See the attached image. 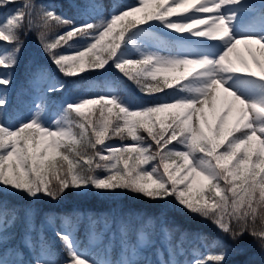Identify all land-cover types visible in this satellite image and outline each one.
<instances>
[{
    "label": "snow or ice",
    "instance_id": "1",
    "mask_svg": "<svg viewBox=\"0 0 264 264\" xmlns=\"http://www.w3.org/2000/svg\"><path fill=\"white\" fill-rule=\"evenodd\" d=\"M237 2L238 0H219V2L202 0L198 6H194L192 13L211 14L220 9L222 4ZM14 3L16 0H0V7ZM186 3L187 0H170V4L167 0H139V7L125 6L127 10L114 13L109 20L81 25H76L74 21L56 13L54 9L44 10L42 19L46 25L49 18L58 25H71L67 32L60 34L51 43L46 41V32L40 34L46 52L57 49L58 45L72 49L71 54L50 52L53 62L66 75L82 72L86 65L91 70L102 69L111 61L118 70L141 85L142 78L151 77L155 80L160 73H177L181 68L184 71L179 76H173L172 79H183L190 70L189 66H195L199 71L194 74L189 84L180 89L198 95L192 99L175 98V102L172 103H158L138 110L130 109L120 103L116 96H100L66 104L63 111L69 118L73 110L83 115L81 110L86 105L99 103L102 109L114 105L118 109L116 118L123 123L113 125V132L120 134L126 129L133 137L135 142L132 145L108 147L104 145V137L109 122L106 120L100 130L95 131L97 125L89 121L97 137L95 143L91 141L89 143L93 148L96 144L104 145L94 153L104 161L103 164L97 162L96 168H103L110 173L104 178L96 175L94 169H86L80 164L79 159L75 158L81 153L76 151L77 141L74 137L79 136L83 139L85 131L83 123H79L81 129L79 133H73L71 123L66 120H53L51 125H45L41 120L40 102H37V111L30 120L21 122L18 127L10 128L3 123L7 97L0 96V186L23 192L31 198L46 195L57 199L67 188L73 186L84 190L88 187L106 191L129 190L157 201H167L171 197L179 205L186 206L193 214L210 219L233 241L239 240L248 233L258 238L261 247L264 248V229L256 230V210L252 207L253 201L257 205H264V103L242 99L234 91L226 88L218 76L220 72L244 73L254 77L264 73V60L259 59L251 49L249 51L259 71H253L247 61H242L243 67H237L229 58V54L242 42L259 44L260 55L264 56V39L254 36L234 38L230 46L217 58H170L162 57L157 53H144L141 55L142 59L132 60L126 59L121 54V41H125V32L129 28H137V25L152 20L165 22L167 28L180 32L191 29L192 25H205L206 31L195 30L192 34L210 39H224L230 35L229 19L223 13L209 15L206 20L196 19V15H193L190 19H184L189 23L173 22L168 19L174 14L188 12ZM35 8L31 0H24L22 6L15 8L0 20V41L15 45L11 50L5 47L3 53H0V65L6 70L13 69L17 64L22 46L19 33L24 28L25 21L31 28ZM138 12L144 13L143 18L134 15ZM130 17L131 19H128ZM106 37L109 38V42L102 45ZM79 38H84L87 42L76 45L74 41ZM98 45L101 46L100 54H96ZM89 53L93 55L89 56ZM260 79L264 80V77ZM11 82L10 72L0 76V85L8 86ZM193 83L197 87L192 88ZM164 84H169L167 77L164 79ZM221 87L233 99L222 110L217 111V93ZM61 88L62 85L49 88L48 92L59 91ZM176 89H173V92ZM162 90L159 84L141 87V91L147 95ZM208 105L212 110L211 118L205 112V106ZM108 112H112L111 107H108ZM166 112L169 120L167 128L161 123L160 130L154 133L153 126L160 119L159 114ZM141 128L157 145V150L150 154L146 153L153 145L144 136L138 135V129ZM169 128L170 134L166 136L165 132ZM170 142L175 143L171 148L165 147ZM138 145H146V147H138ZM176 145L184 150H177ZM62 148L65 150L63 154L60 152ZM161 148L163 151L158 150ZM103 152H108L110 155L104 156ZM72 153H75V157L69 159V154ZM133 153L136 155L134 156ZM57 155H62V160L68 162L67 169L63 178L57 177L58 185L49 187L46 176L49 173L55 174L58 167L55 161ZM157 158L159 163L153 164L151 171L140 167ZM177 161L182 162L178 164ZM85 162L90 165L92 157L88 156ZM121 162L123 168L119 167ZM77 165L79 167H76ZM59 167L63 168V164ZM153 174L157 179H152ZM197 179L202 182L198 195L193 196V184ZM149 180L151 184L146 182ZM221 181L230 186L222 189ZM205 190L213 193L209 196L211 203L204 200ZM222 191L230 192L231 197L221 195ZM241 204H247L251 209V218H248L247 213L239 215L236 213L235 207ZM10 223L6 214L0 216V234L7 232ZM57 236L64 243L69 255L66 264H85L72 238L61 232H57ZM7 239L6 235H0V243H6ZM226 257L227 251L222 250L218 254L198 259L193 264H225ZM0 264H10V261L7 258L0 259ZM35 264H51V262L38 258ZM123 264H134V261L125 260ZM160 264H169V262L161 260ZM170 264H176V261L172 260Z\"/></svg>",
    "mask_w": 264,
    "mask_h": 264
},
{
    "label": "trees",
    "instance_id": "2",
    "mask_svg": "<svg viewBox=\"0 0 264 264\" xmlns=\"http://www.w3.org/2000/svg\"><path fill=\"white\" fill-rule=\"evenodd\" d=\"M95 1L99 8L90 14L88 22L100 23L109 20L106 17L110 14L112 7L114 13H118L124 10L126 1L139 0ZM31 2L36 6L32 15V26L30 28L25 21L24 28L19 33L22 46L17 64L8 71L11 73L12 82L8 86L0 85L1 96L6 95L7 97L3 123L10 128H15L21 122H27L33 116L30 114L31 110L34 108L35 112L37 111V102H40L41 105V120L43 121L50 114L78 120L79 123L85 125L83 139L79 136L74 137L77 141L76 151L81 155L75 157V153H72L69 154V159L75 157L86 169H94L95 174L102 173L106 170L96 168V163L103 164L104 161H101L94 153L96 149H101L104 145L96 144V147L93 148L89 143V141L95 143L97 139L89 121L97 125L95 131H99L106 120L109 122L104 142L119 143L118 147H122L123 142L135 141L126 129L120 134L113 132V125L123 123L116 118L118 109L115 106L114 110L109 113L106 107L102 109L101 105L97 103L91 110L82 111L83 115L73 110L70 118L67 117L63 111L66 105L65 94L86 96L92 90L101 88L104 80L110 79L114 86V96L119 98V102L131 105H152L161 101L163 96L168 97L171 93H175V91L173 92L174 88L165 85L160 78L153 80L151 77L142 78V84L138 85L118 70L111 61L102 69L91 70L86 65L84 71L75 75H66L53 62L50 52L71 54L72 49L58 45L57 49L46 52L42 46L40 34L46 32V41L51 43L60 34L67 32L71 25H58L51 18L46 25L42 19V13L44 10L54 9L56 13L74 21L76 25H81L87 23L84 22V19L89 11L85 9V6L91 0H31ZM23 3L24 0H16L14 4L0 7V20H3L15 8L22 6ZM250 8L257 10L264 19V0L250 5ZM143 16L142 12V18ZM135 34L145 35L156 40L159 45L156 49L160 56L173 57L177 55L178 45L173 36L142 24L137 25V28H129L125 32V41H121V48L127 49L130 39ZM86 42L84 38L74 41L76 45H83ZM108 42L109 38L106 37L102 41V45ZM3 47L11 50L15 45L0 41V49ZM100 47L98 45L96 54H100ZM91 55L93 54L89 53V56ZM40 74H43L45 78L37 81ZM48 76H53V79L60 83L59 86L62 85L59 91L48 92L49 88H56L47 84L46 77ZM157 84L163 89L159 93L147 95L141 91V87ZM79 123L73 125V133L81 131ZM161 123L167 128L169 124L167 116L155 122L154 133L160 130ZM170 131L169 128L165 135H169ZM138 135L144 136L153 145L146 154L157 150L155 141L151 140L144 129H138ZM170 143L174 144L175 142ZM138 147H146V145H138ZM158 150L163 151L162 148ZM64 151L62 148L61 154ZM102 154L110 155L108 152ZM133 155L135 156L136 153ZM88 156L92 157L90 165L85 162ZM55 161L58 166L55 174L49 173L46 176L49 187L58 185L57 177L63 178L67 169L68 162L62 160V155H57ZM158 163L159 159L157 158V160H150L140 167H150ZM60 164H63V168L59 167ZM121 165H123L122 162L119 166ZM221 183L222 189L230 186L224 181ZM205 191L208 196L213 194ZM221 195L231 197L230 192L222 191ZM207 202L211 203V200ZM252 207L256 210L255 228L260 231L264 229V205H257L253 201ZM234 210L238 215L247 213L248 218L252 216L251 209L247 204L238 205ZM5 214L11 223L7 232L0 234L8 237L6 243H0V255L7 253L11 257L17 252L19 254L17 264H35L41 242L47 245L48 254L53 264H66L69 255L64 243L57 236V232L62 233L65 224L72 226L74 223H76L74 230L76 239L81 248L88 246L86 237L91 230L97 233L104 223H108L104 240L91 249L96 261L104 262L109 255L110 263L114 264L119 258L121 247L129 256L130 247L135 246V254L128 258V260L134 261V264H149V262L150 264H160L161 260L169 262V264L172 260H175L176 264H193L198 259L218 254L222 250L227 251L225 264H264V248L261 247L258 238L245 233L239 240L233 241L230 236L221 232L210 219L193 214L187 210L186 206L179 205L171 197L167 201H157L129 190L106 191L97 190L95 187H88L84 190L73 186L67 188L57 199L46 195L31 198L23 192L0 186V216ZM110 231L113 232L111 237H109Z\"/></svg>",
    "mask_w": 264,
    "mask_h": 264
},
{
    "label": "rangeland",
    "instance_id": "3",
    "mask_svg": "<svg viewBox=\"0 0 264 264\" xmlns=\"http://www.w3.org/2000/svg\"><path fill=\"white\" fill-rule=\"evenodd\" d=\"M193 1V0H187V3L185 7L189 9L188 12L180 13L179 15L174 14L172 17H169L168 19L173 21V22H181V23H189V21H186L184 19H190L193 15H196V19H207L209 15H215L219 13H223L228 19H229V27H230V35L224 39H210L208 37H200L192 34L195 30L199 31H206V26L197 24L198 26L191 28V29H186L183 32L176 31V30H171L165 26V22L159 21V20H152L148 21L146 25H150L152 27H156L170 35H172L175 39V41L178 43V55L173 56L170 58H183V57H188L189 59H195L197 57H211V58H217L219 57L228 46H230L231 42L233 41L234 38H241L245 36H254L260 39H264V19L260 17V15L257 13V11H253L248 8L249 4L252 3H257L260 2V0H238L237 3H232V4H222L220 9L215 10V13H192L194 10V6H198L199 3L202 2V0ZM219 2V0H218ZM167 3L170 4V0H167ZM126 6H136L139 7V1H126L125 2ZM90 14L93 13L96 9L97 6L94 5L92 2L91 5H88L86 7ZM127 10V8L125 9ZM114 9L110 12V14H113ZM108 15L107 18H110L111 15ZM137 18H142V12H138L134 14ZM182 16V17H181ZM90 20L89 16H86L84 22H88ZM92 42V41H91ZM158 44L157 42L145 35H139L136 34L134 35L129 44L127 49L121 48V54L126 58V59H132V60H140L142 59V54L144 53H158L157 48ZM5 48L0 49V53H3ZM249 49L252 50V52H255L257 57L261 60H264V56L260 55V45L259 44H245V43H240L237 45L236 49L229 54V58L234 62V64L237 67H243L244 64L242 61H247V63L252 67L253 71H259L257 69L256 64L254 63L252 59V55L249 51ZM190 70L188 74L183 78V79H172L173 76H179L180 73L184 71L183 68L180 69L179 72L177 73H160L157 75V78H160L163 82L165 77L168 78L169 80V86H173L175 90V93H171L170 96L162 97V100L158 103H172L175 102V98H196L198 95L197 93L194 92H189L186 89L181 90L184 85L189 84L190 81H192L193 76L196 72L199 71V69L195 66H189ZM9 70L4 69L2 65H0V76L7 75ZM219 78L222 79L224 86L228 88L231 91H234L238 96H240L242 99H245L248 102H261L264 103V98H255L258 96L259 93H262L264 95V80L260 79L264 77V73H261L260 76L254 77L250 74H244V73H223L220 72L218 73ZM44 76H40V80L43 79ZM48 85H53L57 86L59 83L55 82L51 76L47 77ZM200 83H203V81H200ZM192 88L197 87L196 84H191ZM1 96V94H0ZM100 96H114V87L111 84L109 79L104 80L103 86L99 89L92 90L88 95L84 96H75L73 94L67 93L64 96L65 103H76L80 102L83 99H89V98H98ZM255 98V99H253ZM232 97L228 95L227 92L224 91V88L221 87L217 93V102H216V108L217 111L222 110L223 107L227 106L229 102L232 101ZM130 109L133 110H138L142 107L145 106H151V105H131L127 103L120 102ZM156 103V104H158ZM95 104H90L86 105L81 111L85 112L88 110H91L92 107ZM154 105V104H153ZM108 107H111L112 110L114 105H108ZM108 107H106L108 109ZM169 111H176V110H169ZM35 111H31L30 114L33 115ZM205 112L209 115L211 118L212 116V110L211 106H205ZM160 119L162 120L167 116L166 113H161ZM43 119V118H42ZM53 120H66L67 122L71 123V126L73 128L74 124L79 123L78 120H72V119H67L63 118L61 116H56L54 114L49 115L46 117L45 121L43 123L45 125H51V122ZM193 123H196L195 117L193 118ZM259 123V121H257ZM134 142H123V146H128L132 145ZM104 145H107L108 147H117L119 144L115 142H109L106 141L104 142ZM168 148L172 147V143H169L167 145ZM177 150H184L181 146L176 145ZM182 161H177V163H181ZM123 168V165L119 166ZM151 167H141L147 171H151ZM160 171H163V168L160 167ZM183 171V170H182ZM110 174L107 171H104L102 173H97L101 178H104L106 175ZM152 179H157L156 175L153 174ZM148 184H151V180L146 181ZM200 181L197 179L195 183L193 184V190L192 194L193 196L198 195V189L200 186ZM221 188L223 187L222 183ZM170 186V185H169ZM222 193V192H221ZM204 200L209 201V196L207 195L206 191L203 193ZM75 227L76 223H74L72 226H68L65 224L63 226L62 233L68 234L72 240L75 243V247L79 253L82 254L81 258L85 261V264H111L110 263V257H108L102 261H96L94 259L93 253H92V248L99 243H101L104 238H105V231L108 229V223H104L101 226V229L99 232L95 233L93 230H91L88 234L87 241H88V246L86 248H81L79 247V242L76 239L75 235ZM113 234L112 231L109 232V237H111ZM108 242V241H107ZM108 248V246H107ZM135 246H131L129 249V256L126 255L125 251L123 250V247H121L120 252H119V258L116 259L114 264H123L125 260H128V258H131L135 254ZM7 258L10 261V264H17V258H18V253L16 252L13 256L5 257V253L0 255V259ZM43 258L45 260H48L52 263L51 258L48 254V249L47 245L44 242H41L37 258Z\"/></svg>",
    "mask_w": 264,
    "mask_h": 264
},
{
    "label": "bare ground",
    "instance_id": "4",
    "mask_svg": "<svg viewBox=\"0 0 264 264\" xmlns=\"http://www.w3.org/2000/svg\"><path fill=\"white\" fill-rule=\"evenodd\" d=\"M193 1H195V0H193ZM181 17H182V16H181ZM196 26H198V25H192L191 28H194V27H196ZM255 98L263 99V98H264V95H263L262 93H259L258 96H256ZM255 98H253V99H255Z\"/></svg>",
    "mask_w": 264,
    "mask_h": 264
}]
</instances>
